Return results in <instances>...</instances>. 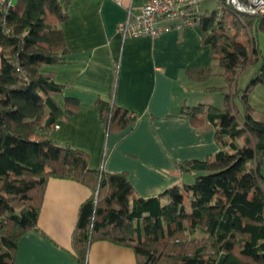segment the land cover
<instances>
[{
	"label": "trees",
	"instance_id": "16d2710c",
	"mask_svg": "<svg viewBox=\"0 0 264 264\" xmlns=\"http://www.w3.org/2000/svg\"><path fill=\"white\" fill-rule=\"evenodd\" d=\"M67 16L59 0L0 6V264H15L20 237L37 228L52 177L76 180L92 192L73 234L79 264L100 239L133 247L138 264H217L221 255L224 264H264V119L255 117L248 99L264 83V12L243 18L228 10L200 14L203 43L226 82L210 90L220 91L224 103L185 104L181 115L213 125L220 149L181 165L200 171L194 182L149 198L134 197L125 173L94 169L87 152L44 134L56 121L52 95L64 87L41 68L69 57L59 26ZM241 30L245 42L237 40ZM257 61L259 74L240 87V75ZM212 75L211 67L189 70L198 81ZM96 108L110 129L124 130L138 118L100 99Z\"/></svg>",
	"mask_w": 264,
	"mask_h": 264
},
{
	"label": "crops",
	"instance_id": "0c3cea01",
	"mask_svg": "<svg viewBox=\"0 0 264 264\" xmlns=\"http://www.w3.org/2000/svg\"><path fill=\"white\" fill-rule=\"evenodd\" d=\"M59 1L68 13L59 26L69 57L41 68L64 87L52 95L58 106L56 121L44 134L59 145L87 152L94 169L125 173L134 197L149 198L192 183L188 179L200 171H185L181 165L215 155L220 145L213 125H198L181 110L185 104L222 107V93L210 89L226 84L223 68L203 43L200 28L124 37L119 23L129 9L138 11L144 0ZM255 63L258 68L240 75L245 78L243 88L259 74L261 62ZM200 67H211L213 75L201 81L191 78L189 70ZM99 99L137 115L135 124L110 129L96 108ZM248 99L255 117L264 119V83L254 86ZM49 113L46 109L44 117ZM91 193L76 180L50 178L38 226L20 237L15 264H79L73 255V234L81 204ZM85 264H138V257L131 246L100 239L90 244ZM217 264H224V255Z\"/></svg>",
	"mask_w": 264,
	"mask_h": 264
},
{
	"label": "built area",
	"instance_id": "2783aa9c",
	"mask_svg": "<svg viewBox=\"0 0 264 264\" xmlns=\"http://www.w3.org/2000/svg\"><path fill=\"white\" fill-rule=\"evenodd\" d=\"M215 2L221 16L226 10L237 16L264 12V0H144L138 11L129 9L126 19L118 25V32L124 37L151 35L156 37L170 28L199 27L200 14L209 13L204 3ZM11 0H0V6L9 5Z\"/></svg>",
	"mask_w": 264,
	"mask_h": 264
},
{
	"label": "rangeland",
	"instance_id": "374dc122",
	"mask_svg": "<svg viewBox=\"0 0 264 264\" xmlns=\"http://www.w3.org/2000/svg\"><path fill=\"white\" fill-rule=\"evenodd\" d=\"M15 2H17V0H14ZM203 7H209L210 8V11L213 9V8H215L216 7V3L215 2H207V3H204L203 4ZM244 31L245 30H241V32H240V35L238 36V39L237 40H239V41H241V42H245L246 40V37H245V35H244ZM251 31V30H250ZM260 42H261V44L263 45V43H264V36L261 38V40H260ZM260 66V65H259ZM254 67H257L258 68V66L256 65V63H253L250 67H249V69L247 70V71H251V69H253ZM249 73V72H248ZM215 81H217L216 79H214ZM220 81H221V79H220ZM239 86L240 87H243V86H245V78H244V76L243 77H240L239 78ZM209 95H212V94H209ZM201 96V95H200ZM216 96H220L221 97V94H216ZM223 97V96H222ZM198 175H196L195 177H192L191 179H188V180H190V181H188V182H194L195 181V179H196V177H197Z\"/></svg>",
	"mask_w": 264,
	"mask_h": 264
}]
</instances>
